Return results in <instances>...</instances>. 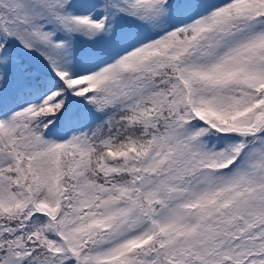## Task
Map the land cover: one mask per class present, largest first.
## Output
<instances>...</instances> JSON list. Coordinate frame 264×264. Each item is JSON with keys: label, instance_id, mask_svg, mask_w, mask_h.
I'll return each mask as SVG.
<instances>
[{"label": "snow or ice", "instance_id": "snow-or-ice-1", "mask_svg": "<svg viewBox=\"0 0 264 264\" xmlns=\"http://www.w3.org/2000/svg\"><path fill=\"white\" fill-rule=\"evenodd\" d=\"M0 264H264V0H0Z\"/></svg>", "mask_w": 264, "mask_h": 264}]
</instances>
